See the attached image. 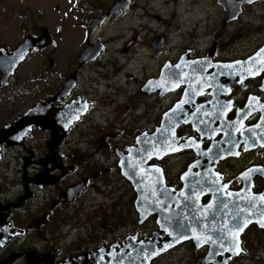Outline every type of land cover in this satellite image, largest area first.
Listing matches in <instances>:
<instances>
[{
  "label": "flooded vegetation",
  "instance_id": "1",
  "mask_svg": "<svg viewBox=\"0 0 264 264\" xmlns=\"http://www.w3.org/2000/svg\"><path fill=\"white\" fill-rule=\"evenodd\" d=\"M263 2L226 21L215 0L216 24L173 0H0V65L12 62L0 67V264H264ZM156 4L165 19L170 10L160 33ZM203 61L209 78L195 74L203 86L179 109L186 84L145 89L167 67ZM108 102L87 148L85 122ZM84 104L62 129L67 106ZM137 134L167 150L148 155L141 187L119 165ZM173 228L196 229L160 252Z\"/></svg>",
  "mask_w": 264,
  "mask_h": 264
},
{
  "label": "water",
  "instance_id": "2",
  "mask_svg": "<svg viewBox=\"0 0 264 264\" xmlns=\"http://www.w3.org/2000/svg\"><path fill=\"white\" fill-rule=\"evenodd\" d=\"M254 1L255 0H251V2H249V0H239V1L218 0L219 4L223 5V7L226 11V15H225L226 21H231V20H234L235 18H237V14L240 12L242 4L253 3ZM24 49H22V46H21L20 49L13 51L12 55H10L9 57L7 56V60L12 61V59H15L14 62L18 63V61H20L22 59L23 54L26 51V49L25 50ZM11 63L12 62L5 61L6 66L4 65V67H3L2 65H0V67L7 69V68L11 67ZM234 64L235 63H233V64L226 63V64H224V66H220L218 64H211V66H212V68L218 67L217 68L218 70H222V71L225 70L226 71L228 68L229 69L232 68L230 65H234ZM206 65L207 64L205 63V61H203V62H201V64L200 63H198V64L192 63V64L188 65V64L181 63V64H179V67H177L178 65L175 67H172L170 69L167 67V68H165V72L162 71L163 73L161 74V77L163 79H160V82L159 81H153V82L147 83L145 89L146 90H155L156 88L161 89L162 87L164 89H166L167 87L175 85V84H177V85L179 83L186 84V91L183 94V96H185V97H183L181 102H179V105L176 107V109H179V107L182 106V104H184L188 101L186 96H190L194 93V92L192 93L193 90L191 91L192 88H190V87H193V85H195L196 87H198L200 89L203 86L202 79L206 80V78H209L205 75L206 71H207ZM241 65H244V64H241ZM252 66H253V68H256V65H252ZM263 67H264V65H263ZM217 69L214 72L217 73L218 72ZM195 74H198L199 76H201L202 79L195 76ZM205 82H207V81H205ZM80 106L79 105L67 106L68 121H66L67 119L64 121V125H63L62 129L67 130L68 127L73 125V123L75 121L79 120V118L85 113L88 106L85 104L83 105V108ZM54 121H55V119L53 118L52 124H54ZM56 129H58V127ZM136 138H137L136 146H133L132 148H130V147L127 148L128 152H127V154H124L121 157V161H120L119 165L121 168V173L124 174L126 179L129 180L134 186L141 187V186H146V184H147V176L145 173V166H146V160L148 158V155L150 154L151 156H155V157L159 156L160 157L161 155H164L165 153H167V150L165 151L164 149H162L158 145H156L155 144L156 140L154 139V137H150V139H148V140H150L151 144L153 145V146L151 145V147L149 149L145 147L144 141L146 140V138L143 137L142 134H139V135L137 134ZM158 140H160V139H157V141ZM169 146L167 148H169ZM169 149L172 150V149H176V148H169ZM152 177H153L152 180L154 182L158 180L156 174H153ZM145 192L146 193H143V192L141 193L143 198H141L139 200H140V202L144 201L143 203L146 202L148 204V202L150 201V196H148L147 191H145ZM161 208L164 211H162ZM157 210H156V213L158 216L157 220H158V223L160 224L159 227H160L161 231H165L166 233H170L169 229L167 230L165 227L162 226V223H166V220H167L166 215L164 216L165 209H164L163 205H162V207H160V209H157ZM181 211L178 213L176 211H175V213H171L172 219L177 220L176 217L178 215L182 216L186 212L185 209H183ZM148 214L146 213L145 210H140V215H141L142 219H145V217H146L145 215H148ZM255 221H257V220L254 218V222ZM196 228H199V226H196ZM196 228H184V229L173 228L172 230H170L172 233L171 237L167 238L165 240V242L168 244L161 246L159 251L161 252V251H164L165 249H167L169 247V244H172V246H173V244H177L179 242L185 241V239L188 237L187 235H191V234H189V231H191L192 229H196ZM175 229L178 231H176Z\"/></svg>",
  "mask_w": 264,
  "mask_h": 264
},
{
  "label": "rangeland",
  "instance_id": "3",
  "mask_svg": "<svg viewBox=\"0 0 264 264\" xmlns=\"http://www.w3.org/2000/svg\"><path fill=\"white\" fill-rule=\"evenodd\" d=\"M173 1H174V3H176L179 6L178 7L179 11L182 12V11L187 10V8H189L192 12L195 13V14H188L187 15L188 19L198 20L197 16L200 15L206 19L212 20V22L217 24L218 15L220 13L219 12L220 7L215 4V0L202 1V2H198V3H195V1H193V0H173ZM155 7H156L155 12L157 14H159L161 18L157 19V21L152 26L153 30H152V28H151V30L154 32L157 31L158 33L164 32L163 28L165 26L163 25V27H162V23L167 22V21L171 22V20L167 19V16H169L170 10L168 11V14L166 15V19H167L166 20L165 17L162 15L163 13L167 12V10L165 9L166 7H164V6L161 7V5H158V4H156ZM262 8L264 9V6ZM142 33L144 35V32H142ZM143 35H142V38H143ZM171 37H173V36H171ZM139 66H140V64L137 61L134 62L132 65H130V67L134 68V69L138 68ZM150 66H151L150 71H152L154 69V66L152 64ZM104 69L107 71V67ZM147 72H148V70H147ZM18 97H20V96L18 95ZM110 103L111 102L106 103V104H108V106H106L105 103H98L99 105L97 104V107L99 108L101 115L99 116V112L95 110L96 113L94 116H95L96 122L91 121V120L85 122L86 123L85 127H84L85 130H83V131H84L85 137H86L85 146L87 148H90V146H91L90 143H93L94 147H98V139L97 138H98L99 133L103 130V128H100V127H103V125H108V121L106 120V118H107L106 116L108 115V113H106V115H104V113H105L104 107L108 108V110L106 109V111H110L111 108L113 107V106L110 107L111 106ZM131 116H132V113L129 114L128 118H131ZM96 123H99L100 125L98 126V125H96ZM140 124H141V121H132V124L130 126H132V125L139 126ZM113 126H115L118 130L121 129L119 121H116L113 124ZM80 130H82V129H77L75 133H79Z\"/></svg>",
  "mask_w": 264,
  "mask_h": 264
},
{
  "label": "snow or ice",
  "instance_id": "4",
  "mask_svg": "<svg viewBox=\"0 0 264 264\" xmlns=\"http://www.w3.org/2000/svg\"><path fill=\"white\" fill-rule=\"evenodd\" d=\"M249 2H251V0H249ZM260 53H264V49H261L260 50ZM260 53H258L257 55H259ZM177 67H179V65L177 66ZM254 75L255 74H258V72L257 73H253ZM261 107L262 108H264V105H261ZM257 127H259V125H257ZM174 151L176 150V149H173ZM237 155H239V153H236ZM252 170H249V173L251 172ZM249 173H244L243 175H244V177L245 178H247V176L249 175ZM237 252H239V249H237ZM153 254H155V253H153Z\"/></svg>",
  "mask_w": 264,
  "mask_h": 264
},
{
  "label": "bare ground",
  "instance_id": "5",
  "mask_svg": "<svg viewBox=\"0 0 264 264\" xmlns=\"http://www.w3.org/2000/svg\"><path fill=\"white\" fill-rule=\"evenodd\" d=\"M140 74V73H139Z\"/></svg>",
  "mask_w": 264,
  "mask_h": 264
}]
</instances>
